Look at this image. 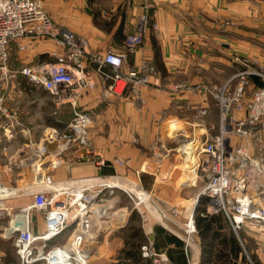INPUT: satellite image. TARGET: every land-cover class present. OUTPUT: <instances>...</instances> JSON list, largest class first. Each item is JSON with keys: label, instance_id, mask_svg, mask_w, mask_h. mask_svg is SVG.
Returning <instances> with one entry per match:
<instances>
[{"label": "built area", "instance_id": "2783aa9c", "mask_svg": "<svg viewBox=\"0 0 264 264\" xmlns=\"http://www.w3.org/2000/svg\"><path fill=\"white\" fill-rule=\"evenodd\" d=\"M148 20L147 15L141 17L137 28L126 34L122 49L93 51L88 48L83 36L55 23L44 10L42 0H0V86H8L18 75H22L35 87L47 91L56 109L68 104L73 109V115L64 123L63 130L50 127L38 141L32 140L27 133L28 141L18 147L5 163L10 172L13 168L30 164L34 166L36 176L40 174L38 177H42L41 181L45 183L44 189L29 192L32 203L24 206L27 213L26 217L22 216L25 226L16 224L20 219H12L16 228L8 236L4 234L10 222L7 227L3 226L4 232L1 235L14 241L18 254L16 264H63L64 259L69 260L71 264L82 261L81 252L86 249L68 246L69 235L59 244L49 247L48 242L71 225L82 227L83 219L97 201L103 200L105 191L113 193L115 188L122 185L101 181L87 182L99 177L114 178L105 175L57 183L52 174L56 169L52 157L59 156L57 160L61 166L64 164L63 154L71 149L79 151L80 157L84 156V153L98 155L90 138V131L97 122V114L78 105V100L84 92L95 89L98 83H101L105 96L122 97L128 90L129 95L141 100L142 87L158 84L153 81L157 69L152 61L144 59L139 64L131 61L132 55L144 44ZM153 28L157 30L158 25L154 23ZM24 38L31 42L51 40L58 47V51L49 53V60L13 69L10 66L13 43ZM28 46L29 43H24L19 45V48L22 50ZM252 76L261 77L263 84L256 86L251 80ZM186 90L194 94H209L219 110L218 134L205 138L197 136L199 140L187 136L185 132L176 135L189 138H182L187 141L182 142L180 146L197 141L196 145L193 144L196 161L192 168L196 173L195 182L203 180L204 183L198 197H207L209 205L206 212L221 213L234 233L243 241L240 235L242 230L247 226L264 223V75L256 70L239 68L222 84L208 86L176 82L168 86V91L174 97ZM207 114L206 107L200 108L198 123L202 124ZM0 115L6 119L1 126L6 140L11 142L18 134L16 126L19 121L16 112L5 105L3 94H0ZM235 137H238L237 141ZM242 140L247 144H239ZM12 143L5 149L10 148ZM251 143L257 148L255 153L250 150ZM52 144L57 145L56 151L52 152ZM180 146L174 148L163 145L162 148L154 150L156 168L159 169L174 151L181 152L185 157ZM17 155L21 156L17 158ZM116 162L123 166L127 160L119 158ZM97 163L103 165L105 161L100 157ZM0 184H3L1 174ZM134 186L135 183L126 188L132 199ZM136 186L142 189L143 194L146 193L143 186ZM196 201L188 216H185L184 222L178 223L180 211L177 209L171 214L177 217L173 225L185 229V234L188 231L190 236L197 232ZM32 209L41 213L44 227L42 231H34ZM167 214L166 211L161 214V224L165 228L170 227L165 220L169 219ZM172 219L170 217L171 222ZM185 242L187 244V241ZM140 252L144 264H175L165 251L154 248L151 238L141 246ZM2 256L0 255V261Z\"/></svg>", "mask_w": 264, "mask_h": 264}, {"label": "crops", "instance_id": "0c3cea01", "mask_svg": "<svg viewBox=\"0 0 264 264\" xmlns=\"http://www.w3.org/2000/svg\"><path fill=\"white\" fill-rule=\"evenodd\" d=\"M53 5L58 9L49 7ZM44 8L57 24L83 36L90 50L102 52L122 49L126 34L137 28L143 15H148L144 44L132 55L131 61L139 64L148 59L157 69L153 81L158 84L142 87L141 100L129 95L127 90L122 97L111 95L108 104L102 98L104 88L101 83L82 94L78 100L79 107L97 114L95 126L98 125V128L92 127L90 138L93 139L95 151L105 163H97L100 158L97 154L91 156L84 153L80 157L79 151L71 149L63 154L64 164L56 166L52 173L57 183L97 175L113 176L129 183L138 179V173L141 179L152 176V190L158 193L161 182H176L174 176L179 174V170L175 175L171 172L168 177L162 176L165 166H173L170 157L157 169L152 156L153 150L160 149L158 145L169 141L164 137L166 126L171 121H176L181 129L172 134L199 133L200 137L205 138L216 134L219 118L212 97L187 90L174 97L168 91L169 84L183 82L193 85L204 83V80L222 84L231 77L233 68L227 55L231 51L226 48L227 45H223L224 41H231L232 48L242 52L244 48L254 49L257 44H264L261 32L247 31L250 29L248 26L253 27L252 30H261L262 25L258 23L264 20V0H44ZM230 15L238 21V26L225 27L224 21ZM248 22L251 24L248 25ZM154 23L158 25L157 30L153 28ZM234 41L237 42L236 45ZM215 42H220L219 46L224 47L226 52ZM24 43H29V46L20 50L19 45ZM53 51H58V47L51 40L31 42L24 38L15 41L10 66L19 69L28 64L49 60V53ZM0 94L4 95L5 105L16 112L19 121L16 130L20 142L28 139L27 133L32 140L38 141L48 128L60 127L56 123L58 118L55 117V106L49 93L32 85L25 76L18 75L8 86H0ZM202 107H207L208 114L200 124L196 122V115ZM71 109L68 104L61 112L72 111ZM67 121L63 120L64 123ZM167 121L169 123L166 125ZM2 129L0 123V131ZM11 142V147L19 145H14V140ZM181 155V165L188 168L187 178L181 180L184 184L190 178H195L196 173ZM119 158L126 159L127 163L119 165L116 162ZM33 172L29 177L30 182H33V178L36 179ZM203 185V180L184 187L176 185L175 192L193 203ZM116 197H119L118 193ZM143 217V233L152 236L156 246L165 251L175 264H255L253 257L259 264H264V223L245 228L243 241H239L242 250L232 256L229 246H220L218 239L213 242L210 240V243L208 239V245L205 246L199 233L187 245L177 235L176 237L166 232L159 221L149 219L147 215ZM180 220L182 221V217ZM43 228L39 223L38 229L34 226V231L39 232ZM222 230L227 238L234 234L227 224ZM220 251L226 253L223 258L219 256Z\"/></svg>", "mask_w": 264, "mask_h": 264}, {"label": "rangeland", "instance_id": "374dc122", "mask_svg": "<svg viewBox=\"0 0 264 264\" xmlns=\"http://www.w3.org/2000/svg\"><path fill=\"white\" fill-rule=\"evenodd\" d=\"M42 1H43V7H44V0H42ZM52 4H55V3H52ZM49 7H51L54 10L58 9V7H56L54 5L49 6ZM44 10H45V8H44ZM262 12L264 14V8H263ZM46 13L48 14V12H46ZM232 16L233 15L228 16V18L224 21L225 27L226 26L234 27V26L239 25L238 21L234 20V18ZM250 24H251V22H248V25H250ZM258 25H262L261 30L259 28L252 30L253 27L248 26V28L250 27V29H247V31L249 33L259 31V32H261V34L264 35V20L259 22ZM215 43L217 46L220 45L219 44L220 42L219 43L215 42ZM233 43H234V45L237 44V42H235V41ZM231 44H232L231 41H228V42L224 41L223 42V45L224 46L227 45L226 48H230V51H231L230 53H227L228 57L230 58V61H232V67L233 68L231 71V76L239 68H244L245 70H256V71L261 72L264 75V44L259 45L256 43L257 45H256V47H254V49L244 48V49H242L243 52L240 50L239 51L234 50L232 48ZM219 47L223 52H226V49L224 47H221V46H219ZM233 65H235V66H233ZM257 77H259V76H257ZM259 78L261 79V77H259ZM261 81H262L261 84H258V85L255 84V85L261 86L263 84V80L261 79ZM199 84H204V85H208V86L209 85H215L214 83H209V81H206V80H204V83H199ZM248 93H250V92L248 91ZM207 96L211 97V96H209V94ZM110 97L111 96H105L104 94L102 96L104 102H107L108 104L110 102ZM13 99H15V97ZM137 101H139V100H137ZM53 103H54V101H53ZM54 106H56L55 103H54ZM64 106H62L58 109H56V107H55V109H54L55 117L58 118V119H56L57 120L56 123L60 124L59 125L60 127H58V128L62 129V130L65 127L63 120L67 121L69 118L71 119V117L73 115V109H71L72 111H68V112L62 111L61 112V110H62V108H64ZM104 106H106V105L104 104ZM216 107H217V105H216ZM217 109H218V107H217ZM56 110H57V112H56ZM198 113H199V111H198ZM198 113H197V115H198ZM197 115H196V119H197L196 122H198V120H200L197 118ZM63 117H66V119ZM205 118H203V119L205 120ZM217 118H219V110H218ZM5 120L6 119L4 118V116L0 115L1 125H2V122ZM172 122L176 123V121H171L170 124L167 125V123H169V121L166 122V125H167L166 126V134H164V137H166V139H169V141L166 140L165 143H161L160 145H158L159 148H162L163 145L176 148V147H179L182 144V142H186L189 139L186 136L181 137V136H176L178 134H172V131H170L171 130L170 125ZM95 125L96 124H94L93 129L98 128V125L97 126H95ZM61 126H63V127L61 128ZM178 127L179 128H177V130L181 129V125H178ZM219 129L220 128H219V123H218L216 134L219 133V131H220ZM93 131L95 132V130H93ZM2 132H3V129L0 131V158H1L0 159L1 160L0 161L1 162L0 174H1V181L4 182L6 187L18 188V189H21V191H20V195L9 196L7 198H4V202H5V206L3 207V209H4L3 215L4 216L2 215L0 217V255H3L1 258V261H0V264H13V263L16 264L18 262V254H17L16 247L14 245V241H13V239H6L1 235L4 232L3 226L7 227L9 225L11 215L13 213H16L15 210H19L22 207L30 205L32 203V196L29 195V192L31 190L32 191H38V190L44 189L45 183H43L42 181L37 182V179H35V178L32 179L33 182L29 181V177L31 176L32 171L35 172L34 166H32L30 164H26L25 166L22 165L21 167L15 168V169L13 168L12 172L8 171L9 167H5V163L7 162L8 158L15 153V151L18 147H20L22 144L26 143L28 141V139H26L25 142L21 141L22 142L21 143L19 141V136L17 134V136H15L16 138H14V141H15L14 145H16V143L19 145L18 146H12L6 150L5 148L8 147L9 143H11V142L6 140V137H5L4 133H2ZM185 134L189 137L190 136L195 137L194 139L199 140V138L197 137V136H200L199 133H195V134L185 133ZM172 136H174L175 138H173ZM179 137H180V139H179ZM182 138L187 139V140H182ZM237 138L238 137H235L236 141H237ZM91 141H93V139H91ZM236 141H234V143H236ZM263 142H264V138H263ZM242 143L247 144L243 140H242V142L240 141L239 144H242ZM52 145H53V147L51 148L52 152L56 151L57 145L56 144H52ZM254 149H255V146L253 143H251L250 144V150L252 152L254 151V153H255L257 151V148L255 150ZM250 150H249V152L252 153ZM153 152H154V150L152 151V156L154 154ZM58 157L52 158L55 163L58 162V160H57ZM169 157L173 161V166H170V168H167L165 166L164 169L162 170V176L168 177L171 172H174L172 175H175L177 173V171L179 170V172H178L179 174H176L174 176V177H176V182H173V180H171V182H161L159 184V186H160V188L158 189L159 192L155 193L152 190V185L154 184V182L152 180V176L146 177V179H141V178H139V175L137 173L138 179L131 181L129 183L121 181L122 186H119L120 188H115L114 189L115 191L113 193H109L108 191H105V194L103 196V200L97 201L94 204V205H105V206L107 205V208H106V210H104L105 212L102 211L103 215L99 218L102 220L101 224H104L105 226H101V225H98L96 223L98 225V226L96 225V231H98L97 236L95 239L90 240L89 243L87 242L86 248H88L90 250V252L92 251L91 252V260H90L89 264H144V262L141 261V259H139V257L141 256L140 249H141V246L148 241V238H151L153 240L154 248L156 250H160L156 246L155 239L152 236L151 237L146 236L143 233L142 219L144 218L143 216H145V215H147V217L149 219L151 218L152 220H156V221H159L160 223H162L163 221L161 220V214H163V212L166 211L168 213L167 216H169V219H165V220L170 225V227H168V228L164 227L166 232H168L174 236L177 235L181 239L186 240L185 229L178 228L175 225H173L174 221L177 220V217L174 215H171L172 211L175 209L180 211V214L178 215V217H182V222H184L185 216H188V212L192 208L193 203L197 200L196 201V207H197V206H199L201 201L199 200L200 197H197L195 199V201H193V203H192V201H186L182 196H178L177 192H175L176 185L178 187H184L185 185H189V184L196 183V182H195V179L193 181L191 178V180H189L188 184H182L181 183V180L183 178H187V173H188V171H187L188 168H184L183 165H181V163H180V161L183 160L181 152L178 153V152L174 151V153ZM166 169H167V171H166ZM60 171H61V169H60ZM26 177H28V180L26 179ZM75 179H80V177L75 178ZM133 183H135V186H134L135 188H132V191H133L132 197H133L134 201L129 196L128 192L126 191V188H129L131 185H133ZM136 184L137 185L140 184L141 186H143V188H144L143 191H145L146 192L145 195L148 196L147 200H143L139 197L138 193H141L142 189L137 187ZM121 187H124V188H121ZM3 188L4 187L0 186V192H3V191H1V189H3ZM197 188H199V187H197ZM191 190H195V189H191ZM117 193L119 194V197H116ZM1 200L3 201V199H0V201ZM208 205H209V201H207V203H206V209H207ZM196 207H195V213H196ZM31 211L33 214L32 224H34L35 228L38 229L39 223L41 224V226H43V218L41 216V213L38 210L32 209ZM170 217L173 218L172 222L170 221ZM121 220H124V221L120 222ZM180 222H181V220L179 219L178 223H180ZM106 225H109L110 227H108ZM71 226H69V229H66L62 234H60L56 238H53L52 240H50L48 242V246L50 247V246H53L55 244H59V243L63 242L67 238L71 229L75 225H71ZM196 228H197V232H195L191 235V240L193 239L192 237L194 235H198L200 233V229L197 227V225H196ZM243 231L244 230H242L240 233L242 238L244 236ZM183 234H184V236H182ZM238 240L240 241L239 238H238ZM252 260L254 261V259H252Z\"/></svg>", "mask_w": 264, "mask_h": 264}, {"label": "bare ground", "instance_id": "6f19581e", "mask_svg": "<svg viewBox=\"0 0 264 264\" xmlns=\"http://www.w3.org/2000/svg\"><path fill=\"white\" fill-rule=\"evenodd\" d=\"M170 126H171L170 131H172V133L174 131H176L178 128L177 123H174V122H172ZM224 130H225V128H224ZM228 139H230V136H228ZM193 144L196 145L197 141L194 140L192 143H186L185 145L180 146V150L182 152H184V154L186 155L184 157L185 160L192 166L195 164V161H196V154H195V150H194L195 148L193 147ZM19 156H21V155H17V158H19ZM52 158H54V157H52ZM54 165L56 167L59 165V163L57 162ZM38 175H40V174H37V176H36V173H35V177L37 179V182L41 181V179H42V177H40V176L38 177ZM195 178H192V180L194 181ZM189 180H191V178ZM98 181L106 182V183L111 184V185H122V182L120 180H117L116 178H110V177L107 179L104 177H101V178L99 177L97 180L91 179L87 182L88 183H96ZM188 182L189 181H185L183 183L188 184ZM2 183L3 184H0V186H2L4 188L1 189V191H3V192H0V199H3V201L2 200L0 201V217L4 214V211H3L4 210L3 207L5 206L4 198H7L9 196L20 195V191H21V189H18V188H11V187L7 188L4 185V182H2ZM138 195L141 199L147 200V196L145 194H143L142 192L138 193ZM92 208L93 209L91 210V212L88 215H86V217L83 219L84 222L82 221V227L78 228L77 226H74L69 233L70 239L68 241V246L72 245V246H75V248L77 247V248H83L84 250L86 249V251L81 252V254L83 255L82 261L77 263V264H89L90 263L92 251L90 252V250L88 248H86L87 242L89 243L90 240H93L96 238L97 233H98V231H96V225L97 224L101 225V226H105L104 224H101L102 220L99 218L103 215L102 211L106 210L107 205L106 206L105 205H94V206H92ZM25 209H26V207H22L19 210H15L16 213H13L11 215L10 226L7 228V232L4 234L5 236H8V234H10L16 228L15 227L16 225L13 223L12 219L24 220V218L22 216L26 217V215H27V213H25L26 211H24ZM123 221L124 220H121L120 222H123ZM106 226L110 227L109 225H106ZM182 236H184V234ZM185 238H186L185 241H187V245L192 243L191 242V236L188 234V231H187V234H185ZM56 263H58V262H56ZM62 263L63 264H71V262L69 260L67 261V259H64L62 261ZM72 264H74V263H72Z\"/></svg>", "mask_w": 264, "mask_h": 264}, {"label": "trees", "instance_id": "16d2710c", "mask_svg": "<svg viewBox=\"0 0 264 264\" xmlns=\"http://www.w3.org/2000/svg\"><path fill=\"white\" fill-rule=\"evenodd\" d=\"M251 80L257 85L262 83L261 79L257 76H252ZM199 200L201 202L199 206L196 207L195 221L197 227L200 229V235L204 243L206 244L205 246L208 245L206 243L208 239H209L208 242L210 240H212L213 242L216 239H218V243L220 244V246L223 247L224 245L226 246L228 245L230 248L229 253H231L232 256H236L238 252L242 250V246L237 236L234 235L235 233L234 234L232 233L228 238L223 233L222 229H224V226L226 224L229 225L228 221L221 213L209 214L206 212V203L208 201L207 197L201 196ZM211 245L212 243L210 244V246ZM225 254H226L225 252L220 251V255H219L220 258H223ZM139 259L141 258L139 257ZM253 259L255 264H259L255 257H253Z\"/></svg>", "mask_w": 264, "mask_h": 264}, {"label": "water", "instance_id": "95a60500", "mask_svg": "<svg viewBox=\"0 0 264 264\" xmlns=\"http://www.w3.org/2000/svg\"><path fill=\"white\" fill-rule=\"evenodd\" d=\"M16 224H17V225L20 224L22 227H24V226H25V221H23V220H18Z\"/></svg>", "mask_w": 264, "mask_h": 264}]
</instances>
